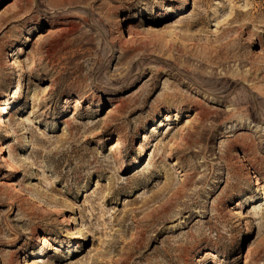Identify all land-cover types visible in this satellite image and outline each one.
<instances>
[{"label": "rangeland", "instance_id": "obj_1", "mask_svg": "<svg viewBox=\"0 0 264 264\" xmlns=\"http://www.w3.org/2000/svg\"><path fill=\"white\" fill-rule=\"evenodd\" d=\"M1 116L0 264H264V0H0Z\"/></svg>", "mask_w": 264, "mask_h": 264}, {"label": "bare ground", "instance_id": "obj_2", "mask_svg": "<svg viewBox=\"0 0 264 264\" xmlns=\"http://www.w3.org/2000/svg\"><path fill=\"white\" fill-rule=\"evenodd\" d=\"M2 109H3V108H2ZM202 113H203V112H202ZM108 117H109V115H106L104 118H108ZM165 119H166V118H165ZM104 120H105V119H104ZM7 121H8V120H7ZM12 121H13V118L9 120L10 127H12V125H13V124L11 125V122H12ZM5 122H6V121L3 120V117L1 116V117H0V126L5 127V126H4V125H5ZM29 122H30V121H29ZM244 122H245L248 126L251 125V123L248 122V121H243V123H244ZM17 125H18V124H17ZM15 127H16V126H15ZM234 127H235V125H234ZM232 128H233V125L229 127V129H232ZM259 128H260L259 125H255V129L258 130ZM24 130H25V129H24ZM153 130H154V129H153ZM9 131H10V130H9ZM9 131H8V132H9ZM26 131H27V130H26ZM30 131H31V130H30ZM12 132H15L14 127H13V129H12ZM24 133H25V132H24ZM8 134H9V133H8ZM10 134H13V135H14V134H16V133H10ZM10 134H9L8 136H11ZM187 135H189L188 132H186L185 137H188ZM15 136H16V135H15ZM17 136H18V135H17ZM17 136H16V137H17ZM12 137H13V136H12ZM12 137H11V138H12ZM178 138H179V137H178ZM12 139H14V138H12ZM120 139H121V138L118 136V137H117V140L120 141ZM146 139H147V136L144 135V139H143V141H145ZM179 140L181 141V137L179 138ZM180 141L178 142V144L180 143ZM181 144H182V143H181ZM30 145H31V144H30ZM3 147H4V146H2V148H3ZM118 147H120L119 144H116V145H114V146H111V149H110V150H111V151H116V152H117ZM173 148H174V146H173ZM120 152H121V150H120ZM113 153H114V152H113ZM117 153H119V152H117ZM114 154H116V153H114ZM119 154H120V153H119ZM152 157H154V152L151 153V155H150V157H149V160H148V162H147L146 165H150V161H151ZM253 178H254V177H253ZM183 181H184V180H183ZM186 182H187V181H185V183H186ZM182 183H183V182H182ZM185 183H183V187H185ZM256 183H257V182H256ZM44 198H45V199H49L48 197H43L42 200H43ZM43 201H44V200H43ZM46 201H47V200H45V202H46ZM123 213H124V214L122 215V218H121L122 221L126 220L127 217L129 216V214H128L125 210L123 211ZM66 220H67V219H66ZM75 228H76V227H75ZM75 228H74V229H75ZM71 230H72V229H71ZM78 231H79V230H78ZM70 232H71V231H70ZM72 232H73V231H72ZM85 232H86V231H85ZM73 233H74V232H73ZM75 234H76V231H75ZM41 240H43V239H41ZM47 245H48V247L46 248L47 250H46L44 247L40 246V254L47 253L48 250H52V249H54V246H53V245L51 246V244H50L49 242H47ZM53 251H54V250H53ZM32 254H33V253H32ZM213 257H215V255H213Z\"/></svg>", "mask_w": 264, "mask_h": 264}]
</instances>
